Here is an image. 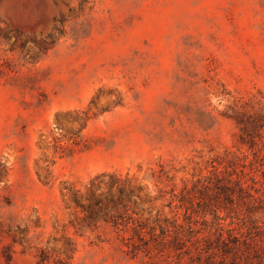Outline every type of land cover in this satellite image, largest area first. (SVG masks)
I'll list each match as a JSON object with an SVG mask.
<instances>
[{
	"label": "rangeland",
	"instance_id": "1",
	"mask_svg": "<svg viewBox=\"0 0 264 264\" xmlns=\"http://www.w3.org/2000/svg\"><path fill=\"white\" fill-rule=\"evenodd\" d=\"M254 154L264 0H0V264H198L173 193Z\"/></svg>",
	"mask_w": 264,
	"mask_h": 264
},
{
	"label": "trees",
	"instance_id": "2",
	"mask_svg": "<svg viewBox=\"0 0 264 264\" xmlns=\"http://www.w3.org/2000/svg\"><path fill=\"white\" fill-rule=\"evenodd\" d=\"M173 197L186 228L162 227L163 237L173 236L160 242L198 264H264V155L213 160L206 175Z\"/></svg>",
	"mask_w": 264,
	"mask_h": 264
}]
</instances>
